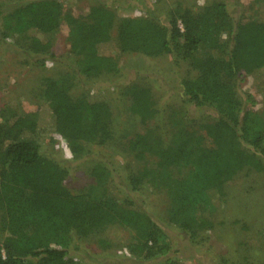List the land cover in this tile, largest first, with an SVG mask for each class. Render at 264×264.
<instances>
[{"label": "trees", "instance_id": "obj_1", "mask_svg": "<svg viewBox=\"0 0 264 264\" xmlns=\"http://www.w3.org/2000/svg\"><path fill=\"white\" fill-rule=\"evenodd\" d=\"M259 1L257 13L248 20L233 16L227 1L203 0L196 11L181 3L168 7L163 12L166 21L117 17L108 0L92 1L79 17L62 0H21L6 15L0 4L2 34L8 29L25 36L28 55H39L43 61L57 59L51 48L62 29H67L73 55L67 60L71 72L43 79L42 111L18 115L12 123L0 122V264H81L66 241L70 233L86 237L115 224L132 232L131 254L143 260L160 254L163 247L158 249V238L164 230L159 221L134 200L122 205L94 194L109 176L104 165L92 171L98 186L74 194L64 184L66 167L46 155L40 145L42 137L54 132L73 143L70 151L77 157L86 153L87 145L115 141V113L106 91L91 83L117 75L120 55L170 53L176 63L187 62L195 74L180 80L183 99L213 113L203 125L212 142L209 147H201L183 119L174 121L173 131L167 126L160 132L125 130L117 143L139 162L128 177L132 190L147 182L154 185L170 166L189 163L191 174L185 181L198 184L215 203L224 183L241 169L264 172V109L260 113L250 105L242 116L245 109L238 94L241 76L252 75L264 106V0ZM83 84L85 90L75 95L73 88ZM118 94L140 127L158 116L152 89L146 84L132 82ZM168 194L172 202L186 197L181 190ZM167 222L191 241L206 225L182 202ZM251 240L264 247V234L251 236L248 245ZM166 261L170 263V258Z\"/></svg>", "mask_w": 264, "mask_h": 264}, {"label": "rangeland", "instance_id": "obj_2", "mask_svg": "<svg viewBox=\"0 0 264 264\" xmlns=\"http://www.w3.org/2000/svg\"><path fill=\"white\" fill-rule=\"evenodd\" d=\"M18 1L21 0H0V4L5 6L2 8L3 15ZM62 1L68 11L79 17L94 0ZM114 1L108 0L117 17L146 16L166 21L163 12L168 7L181 3L196 11L203 0ZM224 1L229 3V9L237 19L253 18L260 6L259 0ZM66 30L62 29L53 39L51 51L58 58L43 61L39 55L26 53L29 43L25 36L8 29L2 34L0 29V122L12 123L18 115H33L43 109V79L61 77L72 71L67 62L73 55ZM112 35L115 41L116 31ZM113 44L116 45L115 42ZM118 67L120 72L117 75L101 77L96 83H91L106 91L115 113V141L102 146L87 145L86 153L77 157L70 151L73 143L54 132L42 137L40 145L46 155L66 167L64 184L74 194H82L92 186H98L92 171L96 165H104L109 176L94 194L103 199L112 198L122 205L134 200L139 208L148 211L160 222L164 231L158 238V249L163 248L152 260H143L129 252V243L133 237L130 229L115 224L86 237L70 233L66 241L70 245L71 254L81 264H166L168 258V264H226L231 261L264 264V247L256 245L252 240L250 245L247 244L251 236L264 234V172L250 167L241 169L224 183L223 194L221 198L215 196V203H211L199 190L198 184L185 181L191 174L189 163L164 169L154 185L143 183L135 191L129 186L128 177L138 169L139 162L117 143L125 130L131 134L147 128L160 132V129L167 126L169 131H173L171 128L174 121L183 119L187 122L186 127L199 137L201 147H209L212 142L203 125L212 119L213 113L209 108H198L185 102L180 80L188 74H195V71L185 61L176 63L170 53L156 57L138 53L123 54L118 58ZM240 80L238 94L245 109L242 116L250 105L262 113L263 101L256 92L254 77L243 75ZM132 82L151 87L159 110L158 116L145 127L136 124L137 120L130 117L126 104L118 96L120 88ZM83 85L73 88L75 95L85 90ZM249 96L253 104H250ZM261 127L264 130V115ZM179 190L186 197L183 201L172 202L168 193ZM179 202L185 203L192 215L206 223L204 228L199 229L195 241L167 222Z\"/></svg>", "mask_w": 264, "mask_h": 264}]
</instances>
